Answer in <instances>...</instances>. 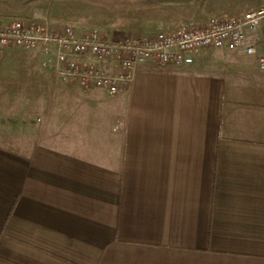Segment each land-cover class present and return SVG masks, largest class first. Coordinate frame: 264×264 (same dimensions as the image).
<instances>
[{
    "label": "crops",
    "instance_id": "crops-1",
    "mask_svg": "<svg viewBox=\"0 0 264 264\" xmlns=\"http://www.w3.org/2000/svg\"><path fill=\"white\" fill-rule=\"evenodd\" d=\"M107 1L112 20L92 29L112 39L264 6ZM54 10L34 16L92 30ZM1 54L29 75L0 78L2 91L29 101L0 119V264H264V71L252 58L200 49L184 68L140 66L113 96L62 81L56 46Z\"/></svg>",
    "mask_w": 264,
    "mask_h": 264
},
{
    "label": "built area",
    "instance_id": "built-area-1",
    "mask_svg": "<svg viewBox=\"0 0 264 264\" xmlns=\"http://www.w3.org/2000/svg\"><path fill=\"white\" fill-rule=\"evenodd\" d=\"M49 45L56 46L57 74L62 81L106 90L113 96L130 88L140 66L153 64L162 71L184 68L200 49L241 52L264 71V54L259 51L260 45L264 49V6L233 19L189 20L173 32L116 40L98 29L77 34L70 26L49 24L39 16L0 24V52Z\"/></svg>",
    "mask_w": 264,
    "mask_h": 264
},
{
    "label": "rangeland",
    "instance_id": "rangeland-1",
    "mask_svg": "<svg viewBox=\"0 0 264 264\" xmlns=\"http://www.w3.org/2000/svg\"><path fill=\"white\" fill-rule=\"evenodd\" d=\"M114 4V2L107 0H48V2H40V0H0V24H8L17 19L31 18L34 16V13L37 11V9L44 7L58 10H54L55 14L52 17V19H56V21H61L66 24L72 23L73 25H83L87 27L88 30L94 27L101 28L100 26H104L108 24V21L112 20L108 15V12H106L108 10H105V8ZM115 7L119 8L120 5ZM209 17H211V15H207V18ZM112 24H115V21ZM116 39L119 38H113V40ZM248 40L251 41L250 38H248ZM49 46L54 47V45ZM13 50L20 49H12L10 51ZM1 53L2 52H0V78H10L11 80L18 82L23 78L22 83L28 82L29 75L23 74V70L25 71L23 65L17 66V63H19V58L12 55L4 56ZM51 57L53 58L54 55H51ZM49 59L50 57L48 56L47 60ZM14 63L15 65H13ZM4 87L5 83L1 81L0 119L17 117L18 113L21 112L18 110L19 106H22L29 100H27L28 98L24 99V97L21 96L23 91H2V88ZM22 100L24 101L22 102Z\"/></svg>",
    "mask_w": 264,
    "mask_h": 264
}]
</instances>
